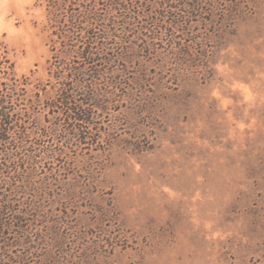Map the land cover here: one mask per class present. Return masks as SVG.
<instances>
[{
	"label": "rangeland",
	"instance_id": "1",
	"mask_svg": "<svg viewBox=\"0 0 264 264\" xmlns=\"http://www.w3.org/2000/svg\"><path fill=\"white\" fill-rule=\"evenodd\" d=\"M50 1L0 0L35 155L0 156V264H264V0H174L163 20L141 0L93 67L85 144L48 130L55 56L74 58Z\"/></svg>",
	"mask_w": 264,
	"mask_h": 264
},
{
	"label": "trees",
	"instance_id": "2",
	"mask_svg": "<svg viewBox=\"0 0 264 264\" xmlns=\"http://www.w3.org/2000/svg\"><path fill=\"white\" fill-rule=\"evenodd\" d=\"M173 1L163 0L159 4L162 11L160 17L148 15L149 19H165L169 14L167 6H171ZM140 3L141 0L50 1V14L62 30L59 33L63 43L61 53L74 58L67 61L60 59L59 53L55 56L58 88L56 96L47 100L45 107L50 112H60L58 114H63L66 119L50 124L49 133L61 135L64 132L84 144L89 138L93 139L89 132V127L95 125L92 117L95 109L104 108L99 99L101 95L91 81L95 75L93 67L107 60L102 52L106 53L109 39L117 37L119 27L127 28L126 25H133L139 20L142 13ZM19 82L14 73V64L0 54V156L6 164L12 159L35 158L28 148L33 139L26 132V114L22 115L19 109L20 92L24 91V88H19ZM40 104V100H37L32 107L40 109ZM16 133L20 135L18 144L12 139ZM23 150L27 152L25 159L20 156ZM4 198L0 193V211L3 215L11 208Z\"/></svg>",
	"mask_w": 264,
	"mask_h": 264
}]
</instances>
